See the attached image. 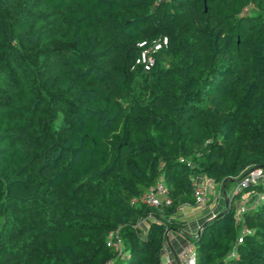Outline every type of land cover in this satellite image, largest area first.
<instances>
[{
  "label": "trees",
  "instance_id": "trees-1",
  "mask_svg": "<svg viewBox=\"0 0 264 264\" xmlns=\"http://www.w3.org/2000/svg\"><path fill=\"white\" fill-rule=\"evenodd\" d=\"M256 166L264 0H0V264H160L199 174L226 204L187 237L196 264H264V200L234 204L262 185L226 195ZM159 180L170 204L131 202Z\"/></svg>",
  "mask_w": 264,
  "mask_h": 264
},
{
  "label": "built area",
  "instance_id": "built-area-1",
  "mask_svg": "<svg viewBox=\"0 0 264 264\" xmlns=\"http://www.w3.org/2000/svg\"><path fill=\"white\" fill-rule=\"evenodd\" d=\"M167 42L168 40L166 36L151 41V43H148L147 40L139 41L138 45L141 49L140 54L135 60V63L143 65L145 69H149L154 63L153 53L159 50L161 47L166 46ZM192 184L193 196L196 205L203 206L207 204L209 201V193L214 196H217V194L222 193L220 186L218 191L214 190V185L216 184L211 178L207 176H204L203 179H199L196 176L193 179ZM252 185H262L264 189L263 166L252 167L243 175H241L234 184L233 194H238L243 188ZM223 194L225 195V192H223ZM248 196H250V194H248ZM246 199L247 198H244L236 206L235 219L237 221H239L242 213L245 209H247L249 205L257 204L264 200V190L262 192L255 193L254 201L250 204L246 201ZM131 202L144 203L149 206L158 207L163 202L166 204H170L171 200L168 196L165 184L159 180L157 183L150 186L139 198H133ZM213 216L214 215H212L211 217ZM251 232L252 231L250 228L243 226L241 229V233L237 238V241L242 242L243 236ZM167 233L168 230H166V235ZM107 245L114 246L118 248L119 251L121 250L122 238L119 233V228H116L115 230L109 232L107 237ZM231 255H237V252L235 250H232ZM160 264H196V250L194 244L191 241L186 240L177 251L173 252L167 238L162 246V259Z\"/></svg>",
  "mask_w": 264,
  "mask_h": 264
},
{
  "label": "rangeland",
  "instance_id": "rangeland-1",
  "mask_svg": "<svg viewBox=\"0 0 264 264\" xmlns=\"http://www.w3.org/2000/svg\"><path fill=\"white\" fill-rule=\"evenodd\" d=\"M231 184H234V182H232ZM233 187H234L233 185L227 186L226 195H228V196L232 195ZM216 189H217V191L219 190V185L216 187ZM247 196L248 195H246V194L239 195L238 197L235 198L234 204L237 206L239 204V202H241ZM225 199L226 198H225V195L223 194V191H222V193L217 194V196H214V195L209 193L208 203L203 205V206L195 204V206H197L199 209L196 210V212L191 213V214H188L189 212L186 209L187 206H182V208L179 207V210L175 215L168 217L169 221H174L175 223H177L179 229L178 230H172V229L169 230L168 229V233L166 235L167 238L170 239L173 236V234H175L181 238L185 237L186 239H187V237L195 235L197 233V231L199 230V227L201 226L202 222L204 221L203 220L204 217H206L207 215H210V213L217 210V208L214 209L213 207H211L213 205L212 203L214 202L216 206H218V204H219L220 209H218V210L221 211L225 206ZM249 200H251V198H248V201L247 200L246 201L250 202ZM195 206H193V207H195ZM206 209H208L207 213H206ZM194 215H195V217H194ZM201 215L204 217H201L200 219H198ZM192 222L194 223V226L193 225L189 226V223H192ZM144 223H146V220L141 222L142 228H145ZM181 228H184L185 232H183Z\"/></svg>",
  "mask_w": 264,
  "mask_h": 264
},
{
  "label": "crops",
  "instance_id": "crops-1",
  "mask_svg": "<svg viewBox=\"0 0 264 264\" xmlns=\"http://www.w3.org/2000/svg\"><path fill=\"white\" fill-rule=\"evenodd\" d=\"M205 175H201V174H199V175H197V177L199 178V179H203V177H204ZM234 182V181H233ZM234 184H235V182H234ZM234 184H229V185H233L234 186ZM215 187H214V190H217L216 189V187L218 186V185H214ZM246 195H248V194H246ZM254 195L253 194H251L250 196H247V197H245V198H247L246 200L248 201V198H251V200H249L250 202H248L249 204L251 203V202H253L254 201V197H253ZM218 203V202H217ZM213 205L211 206V207H213L214 209L215 208H217V210L216 211H214V212H212V213H210V215H207L206 217H204V216H200L198 219H200L201 217H204V219L203 220H206V219H209L212 215H215L216 213H218L219 212V210L218 209H220V206H219V204H218V206H216L215 205V203L213 202L212 203ZM225 204H226V199H225ZM193 206H195V204H190V205H188L187 207H186V209L188 210V214H191V213H194V212H196V210H198L199 208L197 207V206H195V207H193ZM216 206V207H215ZM207 210L208 209H206V213H207ZM205 211V210H204ZM203 213V212H202ZM209 214V213H208ZM194 217H195V215H194ZM187 224V223H186ZM190 225H193L194 226V223L192 222V223H189V226ZM182 229V231L183 232H185V230H184V228H181ZM186 241V238L185 237H183V238H181V237H179V236H177V235H175V234H173V236L170 238V239H168V242H169V244H170V246H171V249L173 250V252L174 251H177L180 247H181V244L183 243V242H185Z\"/></svg>",
  "mask_w": 264,
  "mask_h": 264
}]
</instances>
